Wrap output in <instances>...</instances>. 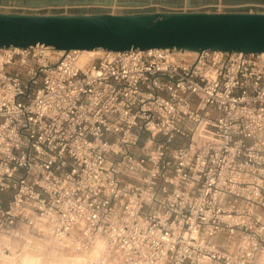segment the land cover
I'll return each instance as SVG.
<instances>
[{"label": "built area", "instance_id": "1", "mask_svg": "<svg viewBox=\"0 0 264 264\" xmlns=\"http://www.w3.org/2000/svg\"><path fill=\"white\" fill-rule=\"evenodd\" d=\"M85 8L42 14L148 10ZM32 239H103L93 264H264V54L0 48V257Z\"/></svg>", "mask_w": 264, "mask_h": 264}, {"label": "water", "instance_id": "2", "mask_svg": "<svg viewBox=\"0 0 264 264\" xmlns=\"http://www.w3.org/2000/svg\"><path fill=\"white\" fill-rule=\"evenodd\" d=\"M19 7L145 8L146 3L125 0H11ZM264 5V1H258ZM251 3V2H246ZM4 4L7 3L4 1ZM50 47L55 51L109 52L169 49L187 52L221 51L264 54V13L205 11L155 12L113 15L101 13L21 14L0 12V48Z\"/></svg>", "mask_w": 264, "mask_h": 264}, {"label": "bare ground", "instance_id": "3", "mask_svg": "<svg viewBox=\"0 0 264 264\" xmlns=\"http://www.w3.org/2000/svg\"><path fill=\"white\" fill-rule=\"evenodd\" d=\"M103 51L100 50V49L84 50V51H82V54H83L84 57L89 58V57L97 56L100 53H102ZM56 52H60V51H56ZM36 240H38V239H35L34 241L36 242ZM42 241L43 242L41 244L45 243L44 240H42ZM39 242H41V241H39ZM46 243H48L49 245L46 244L48 246H47V248H44L43 249V252L46 249V251L44 253L46 254V252L48 251L49 255L51 254V257L52 258H55V257L59 256V259L57 257V259H58L57 262H55L54 259H53V262L54 263H50V264H93V262L99 257V255L106 248V245H105L104 240L103 239H98L94 243V247L92 248V250L89 252L88 255H86V256H80V255L76 254L72 250L71 247L66 246V245H62L59 242L55 241L54 239H51V240H49ZM24 252L22 253L23 255H19V259L18 260L16 259L17 261H15V257H14V259H11V257H7V258H2L0 260L1 261L0 264H10L11 262H12L11 264H20V263L21 264H31V262L33 261V259L39 260V261H41L43 259L42 258L43 257L42 254H44L43 252H42L40 258H38L39 256L38 255H35V254H34L35 256L34 255H30L31 252L29 253V255L24 254ZM26 252H27V250H26ZM45 254H44V256H45ZM52 254H54L56 256L53 257L54 255L52 256ZM58 254H61V255H58ZM51 257L49 258L47 256L46 258L52 259ZM44 260H45V258H44ZM108 264H119V263L116 262L113 259L112 261L108 262Z\"/></svg>", "mask_w": 264, "mask_h": 264}, {"label": "rangeland", "instance_id": "4", "mask_svg": "<svg viewBox=\"0 0 264 264\" xmlns=\"http://www.w3.org/2000/svg\"><path fill=\"white\" fill-rule=\"evenodd\" d=\"M3 1H5V2H7V4L8 3H10V4H8V5H2L1 3H0V10H3V11H7L8 12V10L9 11H12V10H16V11H18V12H21V13H27V12H30V11H25V10H20V9H18V8H20V7H18V6H16V3H14V2H12L11 0H3ZM221 1V0H220ZM247 1H249V2H256V4H254V5H256V6H258V4L259 5H261L258 1H264V0H247ZM222 2H224V0L223 1H221V3ZM217 4L216 6H218L221 10H222V8L223 7H229L228 5H226L225 3H222V4ZM246 5V4H245ZM253 5V4H252ZM252 5H250V6H252ZM235 6H237V5H235ZM54 8H57V7H52L51 9H37V11L36 12H38V13H50V12H58V10H56V9H54ZM114 8L116 9V10H118L117 8L118 7H116V6H114ZM145 8H147L148 10H150V9H153V10H162V9H167V8H161V7H145ZM170 9V8H169ZM184 10H188L187 8H183ZM39 10V11H38ZM41 10H43V11H41ZM122 10V9H121ZM121 10H119V11H121ZM83 11H85V12H90V11H93L92 9H88V7H86L85 9H83ZM35 240V239H34ZM33 239L32 240H29L28 242H26V243H24V244H20L19 246H16L15 248H16V252H13V254L12 255H10L9 253H7L6 254V256L8 257L9 255V257H11V259H14V257H15V261H17L18 259H19V255H23L22 253L24 252V254H27V255H29V253H30V255H38L39 257L38 258H40L41 257V254H42V252H43V249L44 248H47V246L49 245L48 243H46V242H48L49 240H44V239H38L39 241H41V242H39L38 240H36V242L34 241ZM42 240H44V242L45 243H43V244H41L43 241ZM31 241V242H30ZM46 244H48V245H46ZM43 245V246H42ZM42 246V247H41ZM42 248V249H41ZM26 250H27V252H26ZM46 251V249L44 250V252ZM43 252V253H44ZM40 254V255H39ZM45 254V253H44ZM44 254H42L43 255V259L41 260V261H39V260H35V259H33V261L31 262V264H50V263H54L53 262V259H54V261L55 262H57V260L59 259V256H57L58 257V259H57V257H55L56 255H54V254H52V256L53 257H55V258H52L51 257V254L49 255V253H48V251L46 252V254H45V256H44ZM34 255V256H35ZM58 255H61V254H58ZM51 257L52 259H48V258H46V257ZM2 258H4V257H0V260L2 259ZM44 258H45V260H44ZM17 259V260H16ZM47 259V260H46ZM3 261V260H2ZM1 262V261H0ZM39 262V263H38ZM12 263V262H11ZM10 263V264H11ZM17 263V262H16ZM21 264V263H20Z\"/></svg>", "mask_w": 264, "mask_h": 264}, {"label": "crops", "instance_id": "5", "mask_svg": "<svg viewBox=\"0 0 264 264\" xmlns=\"http://www.w3.org/2000/svg\"><path fill=\"white\" fill-rule=\"evenodd\" d=\"M127 2H139V1H143L146 3V5L148 7H161V8H170V9H174V10H177V9H183V8H187L191 11H205V12H209L208 10L211 11V8H214L217 4H220L221 1L223 0H125ZM246 2H249L247 0H224V2L222 3H225L226 5L228 6H234V5H254L256 4V2H251V3H246ZM0 3L2 5H5L4 4V1L3 0H0ZM7 3V2H6ZM221 3V4H222ZM10 4V3H8ZM6 4V5H8ZM17 6V5H16ZM258 6L264 10V5L261 4ZM19 7V6H18ZM83 7H89L90 8H97L96 6H83ZM83 7H80V8H83ZM99 8V7H98ZM20 10H25V11H37V9H33V8H25V7H20L18 8ZM45 9H51V8H45ZM39 11V10H38ZM43 11V10H41ZM85 12V11H83ZM25 14V13H23Z\"/></svg>", "mask_w": 264, "mask_h": 264}]
</instances>
